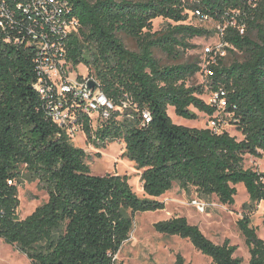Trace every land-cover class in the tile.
<instances>
[{
    "label": "trees",
    "instance_id": "trees-1",
    "mask_svg": "<svg viewBox=\"0 0 264 264\" xmlns=\"http://www.w3.org/2000/svg\"><path fill=\"white\" fill-rule=\"evenodd\" d=\"M67 1L78 26L63 43L66 63L86 67L116 107L93 126L76 100V122L96 146L123 141L124 155L141 170L144 196L133 191L126 175L91 174L85 151L48 116L35 87L36 47L0 27V239L31 264H123L115 255L129 238L133 214L164 209L157 198L174 182L227 205L242 183L249 204L264 202V172L244 166L245 155L264 159V0ZM186 10L217 21L224 49L243 57L225 63L211 52L205 85L187 84L202 70L199 62L164 65L154 55L158 49L178 60L194 47L192 38L210 34L184 23ZM157 18L171 23L153 31ZM121 36L134 40L136 49L127 48ZM206 85L217 95L215 103L201 98ZM170 107L185 119L196 118L191 107L203 112L216 121V129L176 124ZM143 110L150 114L145 124ZM220 114L229 115L241 139L220 130ZM23 179L37 180L48 198L20 219L17 188ZM237 226L248 248L247 264H264V241L250 214L244 213ZM153 228L188 239L211 264L241 263L228 239L214 243L185 216L157 221ZM175 264L186 263L177 254Z\"/></svg>",
    "mask_w": 264,
    "mask_h": 264
},
{
    "label": "rangeland",
    "instance_id": "rangeland-1",
    "mask_svg": "<svg viewBox=\"0 0 264 264\" xmlns=\"http://www.w3.org/2000/svg\"><path fill=\"white\" fill-rule=\"evenodd\" d=\"M190 3L192 0H183ZM188 17L184 23L204 27L210 31L208 36L194 37L190 42L194 45L181 53V57L175 60L167 56L162 51L154 50L155 57L162 64L199 62L202 70L197 72L187 82L188 85L207 84L206 65L209 59L213 58L211 52L219 53L223 56L225 63H230L233 59H242L238 51L229 53L224 49V44L220 40L221 26L210 18L201 17L196 11L186 10ZM171 23L169 20L157 18L153 20L152 30L160 31ZM122 42L129 49H136L134 40L121 36ZM76 73L80 77L88 76V71L83 65H79ZM73 74V73H72ZM213 94L205 86V93L201 98L205 102H210ZM196 114L195 119H185L176 116L170 107L167 112L172 121L187 127L206 128L211 126L212 117L190 108ZM228 114H220V130L227 131L230 135L241 139L242 136L233 124L228 120ZM70 142L78 148H82L86 153L85 163L89 166L91 174L104 175L106 173L126 175L133 191L143 197L142 182L140 179L141 170L137 169L134 162L124 155V143L116 140L96 146L89 143L85 134L77 129L69 135ZM244 166L260 172H264V159L245 155ZM237 193L234 196V203L231 205L221 204L214 196L202 195L194 187L183 190L177 182L172 188L158 197L164 203V209L147 211L133 214L132 229L129 238L122 244L115 255L117 261L123 264H175L177 254L184 258L186 264H211V258L195 249L188 239L176 235H165L156 232L153 224L157 221L169 219L174 216H185L189 223L197 225L203 234L216 244H221L225 239L230 244L236 246L233 254L239 258L240 264H247L249 260L248 248L245 244L244 236L237 226V220L244 213L251 216V226L256 228L257 235L264 241V202L249 204V195L242 183L236 185ZM19 206L17 214L20 219L29 215L38 205L48 198L46 191L38 184L37 180L29 181L23 179L18 184ZM192 200H198L205 204L204 210L199 211ZM249 204L248 208L244 205ZM0 264H31L27 257L18 251L14 246L3 242L0 239Z\"/></svg>",
    "mask_w": 264,
    "mask_h": 264
},
{
    "label": "built area",
    "instance_id": "built-area-1",
    "mask_svg": "<svg viewBox=\"0 0 264 264\" xmlns=\"http://www.w3.org/2000/svg\"><path fill=\"white\" fill-rule=\"evenodd\" d=\"M10 1L0 0V27L16 32L19 36L15 37L16 41L25 39L27 45L36 47L34 62L38 81L35 87L45 98L48 116L65 128L68 135L74 130H81L76 122V109L73 105L79 100L81 112L91 119L93 126L107 120L116 110L113 101L101 91L97 80L89 75L80 77L76 73L77 67L73 69L66 63L63 43L78 26L77 20L70 16L68 1ZM90 80L93 86L89 85ZM216 98L217 95L213 94L210 103H215ZM220 104L223 106L224 102L220 101ZM126 106L127 102L123 101L122 107ZM141 115L143 124L150 121L148 111L143 110ZM210 124V128L216 129V121L211 120ZM191 203L199 211L204 210L203 202L192 200Z\"/></svg>",
    "mask_w": 264,
    "mask_h": 264
},
{
    "label": "water",
    "instance_id": "water-1",
    "mask_svg": "<svg viewBox=\"0 0 264 264\" xmlns=\"http://www.w3.org/2000/svg\"><path fill=\"white\" fill-rule=\"evenodd\" d=\"M89 85L93 86V81L92 80L89 81Z\"/></svg>",
    "mask_w": 264,
    "mask_h": 264
},
{
    "label": "bare ground",
    "instance_id": "bare-ground-1",
    "mask_svg": "<svg viewBox=\"0 0 264 264\" xmlns=\"http://www.w3.org/2000/svg\"><path fill=\"white\" fill-rule=\"evenodd\" d=\"M173 109V108H172Z\"/></svg>",
    "mask_w": 264,
    "mask_h": 264
}]
</instances>
